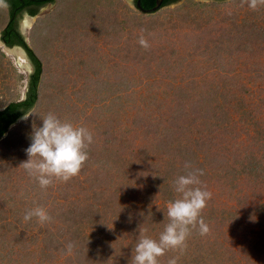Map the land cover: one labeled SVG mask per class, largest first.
<instances>
[{
	"label": "rangeland",
	"instance_id": "obj_1",
	"mask_svg": "<svg viewBox=\"0 0 264 264\" xmlns=\"http://www.w3.org/2000/svg\"><path fill=\"white\" fill-rule=\"evenodd\" d=\"M26 17L44 67L29 114L84 126L94 143L77 176L42 190L19 168L42 121L27 115L0 140V264H129L139 227L163 232L186 161L212 193L210 232L193 229L159 264H264V7L180 0L142 13L136 0H56ZM8 18L0 2V42ZM0 47L3 110L24 99L33 68L22 49ZM207 103L222 114L194 120L192 106ZM36 206L51 222L23 219Z\"/></svg>",
	"mask_w": 264,
	"mask_h": 264
},
{
	"label": "clouds",
	"instance_id": "obj_2",
	"mask_svg": "<svg viewBox=\"0 0 264 264\" xmlns=\"http://www.w3.org/2000/svg\"><path fill=\"white\" fill-rule=\"evenodd\" d=\"M241 4L242 6L246 4L256 11L264 7V0H241ZM32 17L27 13L26 18L31 19ZM24 24L28 25V22L24 21ZM20 30L25 36L24 30L21 28ZM0 43L6 49L20 48L25 52L18 46L8 47L2 40ZM138 43L146 50L150 48L143 33ZM28 115L37 116L42 121V126L33 124V131L30 135L31 143L25 150L28 159L21 162L19 168H23L42 190H47L55 182L66 183L77 176L89 159V146L94 143L93 134L89 129L71 121L62 120L52 112L43 116H38L34 112ZM184 168L187 170L186 174L178 176L174 181L175 192L178 196L167 205L166 219L168 222L163 232L160 233L158 240L152 239L145 234L146 230L139 227V237L132 249L129 264H159V258L164 256L166 251L186 249L187 240L193 229H197L201 236L210 232L209 225L201 215L207 202L212 198V193L206 190V186H202L200 177L204 175V171L194 169L187 161ZM33 218L42 226L52 220L44 206L29 209L23 217L26 222ZM74 247L73 243H68L66 253L71 255ZM168 264H178V258L169 259Z\"/></svg>",
	"mask_w": 264,
	"mask_h": 264
},
{
	"label": "trees",
	"instance_id": "obj_3",
	"mask_svg": "<svg viewBox=\"0 0 264 264\" xmlns=\"http://www.w3.org/2000/svg\"><path fill=\"white\" fill-rule=\"evenodd\" d=\"M55 1L56 0H0L2 4L8 6L9 16V20L1 32V40L8 47L13 48L18 46L23 48L33 67V72L28 78L25 98L19 101H12L7 104L3 110H0V140L9 132L12 125L17 123L21 118L27 116L34 109L40 98L41 81L44 72L43 62L35 50L26 43L25 36L19 28V23L24 13H28L33 17L38 16L48 4L54 3ZM179 1L180 0H164L162 8ZM155 5L156 0H141V6L144 9H152ZM206 107H208V109L200 105L198 107L192 106L194 110H199V115H196L194 120H198L200 116L215 119L219 112L222 114L221 106L207 103ZM258 167H263L261 162L258 164Z\"/></svg>",
	"mask_w": 264,
	"mask_h": 264
},
{
	"label": "water",
	"instance_id": "obj_4",
	"mask_svg": "<svg viewBox=\"0 0 264 264\" xmlns=\"http://www.w3.org/2000/svg\"><path fill=\"white\" fill-rule=\"evenodd\" d=\"M163 1L164 0H156L155 7H153L152 9H148L147 10V9L142 8L141 0H137L136 7H137V9L142 11L143 13H156L157 11H159L162 8Z\"/></svg>",
	"mask_w": 264,
	"mask_h": 264
},
{
	"label": "crops",
	"instance_id": "obj_5",
	"mask_svg": "<svg viewBox=\"0 0 264 264\" xmlns=\"http://www.w3.org/2000/svg\"><path fill=\"white\" fill-rule=\"evenodd\" d=\"M39 56V55H38ZM41 58V56H39ZM46 59V58H45Z\"/></svg>",
	"mask_w": 264,
	"mask_h": 264
},
{
	"label": "flooded vegetation",
	"instance_id": "obj_6",
	"mask_svg": "<svg viewBox=\"0 0 264 264\" xmlns=\"http://www.w3.org/2000/svg\"><path fill=\"white\" fill-rule=\"evenodd\" d=\"M136 2H137V0H136Z\"/></svg>",
	"mask_w": 264,
	"mask_h": 264
}]
</instances>
